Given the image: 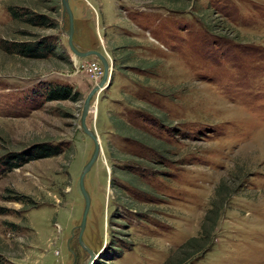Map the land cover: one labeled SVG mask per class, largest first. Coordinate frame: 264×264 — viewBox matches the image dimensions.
I'll list each match as a JSON object with an SVG mask.
<instances>
[{
    "label": "rangeland",
    "instance_id": "1",
    "mask_svg": "<svg viewBox=\"0 0 264 264\" xmlns=\"http://www.w3.org/2000/svg\"><path fill=\"white\" fill-rule=\"evenodd\" d=\"M89 1L69 0L74 43L114 70L87 118L103 150L85 176V248L80 175L94 141L81 115L103 64L69 48L62 0H0L4 263L164 264L223 198L212 244L183 264H264V0ZM44 37L55 46L44 59L6 52ZM57 86L72 97L47 100ZM40 147L60 153L9 169L11 154Z\"/></svg>",
    "mask_w": 264,
    "mask_h": 264
},
{
    "label": "trees",
    "instance_id": "2",
    "mask_svg": "<svg viewBox=\"0 0 264 264\" xmlns=\"http://www.w3.org/2000/svg\"><path fill=\"white\" fill-rule=\"evenodd\" d=\"M8 11L10 12V15L15 19L23 17V20L26 24H32L33 26H45L46 24H48L46 15H36L33 12H29V10H20L13 6H9ZM4 45H6L5 49L7 53L19 55L22 58L44 59L46 57H49L55 51V46L50 41V38L45 37L42 39L34 40H11L4 42ZM71 95V88L64 86L50 88V90L45 93L47 100H65L72 97ZM75 95L76 94H74L73 98H75ZM37 150L38 153L35 152L27 156L11 154L12 157L8 164L9 169L20 167L27 161H31L37 158L50 157L60 153L58 150L46 147H40L39 149L37 148ZM217 192L220 194V186L218 187ZM222 203L223 198L218 202H213V207L205 216L203 230L199 233L198 236L192 237L187 242H185L184 245L179 248L178 253L175 254V256L170 257L164 264H183L187 259H191L194 255L203 253V250H205L208 245L212 244L213 233L215 232L216 225L220 219ZM0 264H5L1 253Z\"/></svg>",
    "mask_w": 264,
    "mask_h": 264
},
{
    "label": "water",
    "instance_id": "3",
    "mask_svg": "<svg viewBox=\"0 0 264 264\" xmlns=\"http://www.w3.org/2000/svg\"><path fill=\"white\" fill-rule=\"evenodd\" d=\"M62 4L64 7V14L67 13L68 17H69V28L67 31L69 48L72 50V52L77 57H86L89 55H95V56L99 57L102 64H103V67H104V73H103L101 80L91 89V91L89 92V94L87 95V97L84 100L83 111H82V115H81V128L94 141V152H93L90 160L88 161V163L83 167L82 173L80 175V189H81V192H82L84 199H85V208H84V212H83L82 222L77 228L80 229L79 241L85 248H87L84 245L82 237H83V232H84L86 224H87V217H88V213H89L90 206H91V197H90V194L87 191L86 186H85V176L91 170V168L93 167V165L95 164V162L97 161V159L99 158V156L103 150L99 136L97 135L96 132H94L87 125V118L90 114L93 97L99 91H101V89H103L105 87V85H107V87H109L113 83L112 73L114 70V63L112 61L110 62L109 58L105 54H103L102 52H100L98 50L81 51L76 47V45L74 43V33H75L74 14H73V11L70 7L69 0H62ZM89 251H90L91 256L94 257L95 253H93L91 250H89Z\"/></svg>",
    "mask_w": 264,
    "mask_h": 264
},
{
    "label": "built area",
    "instance_id": "4",
    "mask_svg": "<svg viewBox=\"0 0 264 264\" xmlns=\"http://www.w3.org/2000/svg\"><path fill=\"white\" fill-rule=\"evenodd\" d=\"M88 69H90V71H92V72H96V71H98L99 66L97 64H92V66H90Z\"/></svg>",
    "mask_w": 264,
    "mask_h": 264
},
{
    "label": "bare ground",
    "instance_id": "5",
    "mask_svg": "<svg viewBox=\"0 0 264 264\" xmlns=\"http://www.w3.org/2000/svg\"><path fill=\"white\" fill-rule=\"evenodd\" d=\"M106 87H107V85H105V87H104V88H106ZM104 88H103V89H104ZM103 89H101V91H102ZM101 91H99L97 94H99ZM97 94H96V95H97Z\"/></svg>",
    "mask_w": 264,
    "mask_h": 264
},
{
    "label": "crops",
    "instance_id": "6",
    "mask_svg": "<svg viewBox=\"0 0 264 264\" xmlns=\"http://www.w3.org/2000/svg\"><path fill=\"white\" fill-rule=\"evenodd\" d=\"M89 1V0H88ZM90 2V1H89ZM91 3V2H90Z\"/></svg>",
    "mask_w": 264,
    "mask_h": 264
}]
</instances>
